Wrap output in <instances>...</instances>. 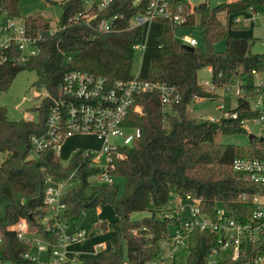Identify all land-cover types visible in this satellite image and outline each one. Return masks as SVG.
<instances>
[{"label": "trees", "instance_id": "16d2710c", "mask_svg": "<svg viewBox=\"0 0 264 264\" xmlns=\"http://www.w3.org/2000/svg\"><path fill=\"white\" fill-rule=\"evenodd\" d=\"M43 1L60 9L51 33L47 20L39 14L20 17V0H0V15L5 20L20 18L26 36H44L35 42V55L21 58L17 46L3 50L8 59L0 64V93L9 89L22 70L33 71L36 79L31 87L49 96L56 95L63 76L71 70L103 77L108 84L125 81L131 77L134 46L142 45L138 77L174 86L179 100L163 108L155 93L135 96L140 113L129 112L125 124L137 128L140 135L119 149L126 158H112L113 168L109 170L114 178H123L121 194L115 182L93 184L88 180L98 169L89 166L91 155L84 154L81 148L75 149L66 163H61L51 150L28 156V137L45 130L44 120L51 104L48 98L30 108L36 113L30 121L21 117L10 120L7 108L0 105V153L7 154L0 165V204L5 205L4 216L0 217V259L13 264H35L23 258L30 243L6 230V225L20 217L26 220L30 232L39 233L52 244L57 242L55 233L44 231L40 224L45 180H64L71 173L60 195L62 217L74 224L80 211L108 205L116 220L101 219L82 227L108 231L106 251L62 264H142L156 257L160 251L158 242L169 234L168 228L178 224L164 216L170 193L198 199L199 210L210 217L219 202L231 218L244 221L251 205L248 200L238 201L239 196L264 194V185L234 171L231 162L236 157L264 158V136L251 135L245 145L218 143L214 139L218 134H245L243 122L257 116V111L249 108V100L264 92V86L245 84L244 78L252 70L264 74V52H251V38L228 32V27L243 29L240 23H223L218 14L223 13L226 19L244 13L248 7L264 12V0L223 1L214 6L200 2L191 10L185 1L174 0L172 8L179 6L186 14L184 25L197 23L200 28L203 47L196 45L192 50L185 49L184 43L174 37L173 27L164 19L152 20L147 26L126 27L132 15L143 11L146 0L136 4H132L133 0H114L105 10L97 11V19L117 16L120 30L109 32L98 30L94 20L87 24L77 16L83 10L82 0ZM220 40L224 41V49L216 51L213 45ZM203 68L210 69L211 90L198 82L197 72ZM236 81L241 82L242 96H235V106L230 110L236 114L235 119L209 122L190 115L187 106L194 97L216 99L217 88L227 91L230 83ZM142 210L149 215L138 221L129 219L131 212ZM216 237L208 231L191 233L185 264H246L264 257V234L241 245L235 259L229 251H218ZM213 250L217 252L214 263H209Z\"/></svg>", "mask_w": 264, "mask_h": 264}, {"label": "built area", "instance_id": "2783aa9c", "mask_svg": "<svg viewBox=\"0 0 264 264\" xmlns=\"http://www.w3.org/2000/svg\"><path fill=\"white\" fill-rule=\"evenodd\" d=\"M113 1L82 0L83 10L77 16L84 19L87 24L94 20L95 27L100 31H118L120 28L117 25V16L97 19V11L105 10L111 6ZM173 1L146 0L143 11L132 15L128 19L126 27L147 26L155 19H164L172 27L184 25L186 14L181 12L179 6L172 8ZM183 1L189 4V10L194 4L206 2V0H200L197 3H192L191 0ZM137 2L139 0H133L132 4ZM223 18L225 19L224 14ZM231 21L240 23L245 27L250 24L264 25V12H256L248 7L244 13L235 15ZM51 32L52 29L49 28L48 33ZM43 37L41 34L35 37L26 36L24 22L20 18L5 20L4 17L0 16V64L8 59L3 50H11L14 46L20 49L21 58L35 55L37 53L35 42ZM181 42L191 47L197 45V40L190 36L184 37ZM24 46L28 48L25 53L22 51ZM142 49V45L134 46V51H137L139 55ZM250 74L259 78L256 85L264 86V74L253 70ZM199 84L206 90L212 89L209 80H203ZM240 85V81L233 84L235 96H242ZM39 91L35 90L32 97H39L38 103L46 97L51 104L44 120L45 130L43 134L28 137V156L33 157L45 150H51L58 156L61 142L65 137L72 134H93L101 141L99 151L94 153L84 150V154L91 155L89 166L98 169V172L88 178L93 184L114 183L115 178L109 172L113 168L112 158L124 160L126 155L119 149L130 145L140 135L137 128L125 124V118L129 112L140 113V106L134 103L135 96L143 93H155L163 108L179 100V95L174 86L143 80L138 77V72L135 75L131 74V77L125 81H114L108 84L103 77L71 70L63 76L55 96H49L43 90ZM193 99L200 100L201 98L194 97ZM251 102L252 106L250 105ZM249 108L257 111L258 114L252 119V122L259 126L261 135L264 136V92L255 94L250 98ZM216 109L218 115L215 117L208 116L207 121L213 122L219 118H236L234 112L224 110L222 103ZM35 115L36 113L33 111L30 114H22L21 118L30 121L35 118ZM6 155L0 153V165ZM231 167L251 182L264 185V158L236 157L232 159ZM71 175L72 173L64 180H56L51 177L45 180L46 187L42 199L44 215L40 224L44 231L55 233L57 236L55 244L43 238L39 233L30 232L26 220L22 217L6 225L7 231L13 232L17 238L30 243L29 252L25 253L23 258L35 264H37L38 254L45 256L42 264L73 263L79 253L68 251L70 245L82 243L99 232H107L100 231L98 228L91 230L76 228L73 223L62 217L64 207L60 202V195ZM246 200L251 205V211L244 221H237L230 217L228 211L219 202H216L214 216L210 217L199 210L198 199L189 195L170 193V198L165 205L164 216L177 220L178 224L173 225L169 234L158 242L159 254L142 264H174L182 251L187 252L189 235L195 230L216 234L218 251H229L230 257L235 259L241 245H248L264 234V194H254L250 198L241 195L238 198V201L241 202ZM83 213L84 211H80V214ZM71 226L73 227L70 228ZM1 241L0 233V243ZM108 247L106 248L104 243L94 245L92 256L106 251ZM216 253L213 250L209 254V263H214ZM67 254L72 256L70 260L65 257ZM0 264L13 263L4 262L0 259ZM123 264L128 263L125 261ZM246 264H264V257L255 258Z\"/></svg>", "mask_w": 264, "mask_h": 264}, {"label": "rangeland", "instance_id": "374dc122", "mask_svg": "<svg viewBox=\"0 0 264 264\" xmlns=\"http://www.w3.org/2000/svg\"><path fill=\"white\" fill-rule=\"evenodd\" d=\"M200 0H191L192 3H197ZM223 1L228 0H206L209 5H216ZM3 17V15H0ZM218 17L221 19L223 23L232 22L231 18L227 17L223 18V14H218ZM234 23V22H233ZM227 24V25H228ZM241 25V24H240ZM253 26L256 27V31H254L253 36L257 37L252 39L253 43L251 45L250 51L253 53L256 52H264V27L263 25H253L250 24L248 26L241 27V30H231L228 27V32L233 35L240 36H248L247 33L250 32ZM246 28V29H245ZM252 33V32H250ZM173 35L178 40H183L184 37L190 36L197 40V46L202 48V44L200 41V28L196 24L193 26H175L173 27ZM250 37V36H248ZM214 50L222 51L224 49V41L220 40L214 43ZM28 50L27 46H24L22 51L25 53ZM140 63V55L137 51L134 53L133 64L131 69V74L135 75L138 72ZM209 73L205 68L200 69L197 72L198 82H202L203 80H209ZM36 75L33 71L22 70L17 76L14 78L11 86L5 92L0 93V105L7 108V116L10 120L20 119L21 115L24 113H32L30 110L31 107L36 106L38 103L39 97H32V93L35 91L31 84L35 81ZM257 76L247 74L244 78V83L249 85H256L258 82ZM235 83V82H234ZM233 83V84H234ZM233 84L230 83V88L225 91L223 88H217L216 94L219 96L216 99H207L201 98L200 100L192 99L187 106V109L191 116L196 119L206 120L208 116L215 117L218 115V110L216 107L222 103L225 111H230L235 106V95L233 93ZM39 91V90H38ZM40 92V91H39ZM252 106V102L250 103ZM243 127L246 131L245 134H233V135H222L218 134L214 141L218 143L224 144H235V145H245L248 140L249 135L260 136L261 130L257 124L252 122V120L244 121ZM101 141L95 137L93 134L82 133V134H72L68 137H65L61 142L60 150L58 151V158L61 163H66L69 159L71 153L77 149L81 148L85 151H91L97 153L100 149ZM115 184L118 186L119 194L123 191V178L117 177L114 179ZM5 205L0 204V217L4 216ZM149 212L146 210L142 211H133L129 214V219L133 221H138L144 217H147ZM104 219L107 222H113L116 220V216L114 215L112 209L108 205H101L99 209L91 208L88 210H84L83 214H80L78 220L74 223V227L82 228L84 226L90 225L95 221ZM71 226L70 228H72ZM169 230L171 228H168ZM98 243H104L106 248L109 245V234L107 232H99L97 235L92 236L89 239H86L82 243H74L68 247V251L78 252V257L75 258V261L79 259H85L91 257L93 254V246ZM67 260L72 258L71 255L65 256ZM186 252L182 251L178 258H176L174 264H185ZM45 259L43 254H38L37 256V264H42L41 262ZM74 261V262H75Z\"/></svg>", "mask_w": 264, "mask_h": 264}, {"label": "crops", "instance_id": "0c3cea01", "mask_svg": "<svg viewBox=\"0 0 264 264\" xmlns=\"http://www.w3.org/2000/svg\"><path fill=\"white\" fill-rule=\"evenodd\" d=\"M51 1L60 2L62 0H51ZM17 8H18V12L20 14V17H25V16H28V15H31L34 13L39 14L41 17H43L45 20H47L49 28L52 30H54V28H55V25H56V22H57V19L59 17V13H60L59 7L49 6L43 0H20V2L17 5ZM259 26H260V24H259ZM256 27H258V26H253L250 30V32H252V33H250V32L247 33L248 36H250V37H248L247 35H246V37L251 38V39L257 38L255 36H253L254 31H256V29H257ZM263 27H264V25H263ZM205 69L210 75L209 68H205ZM100 207H101V205L97 206L96 209H99ZM107 233L109 234L108 231H107Z\"/></svg>", "mask_w": 264, "mask_h": 264}, {"label": "water", "instance_id": "95a60500", "mask_svg": "<svg viewBox=\"0 0 264 264\" xmlns=\"http://www.w3.org/2000/svg\"><path fill=\"white\" fill-rule=\"evenodd\" d=\"M183 46H184L185 49H187V50H192V49H193V47L188 46V45H186V44H184ZM250 136H251V135H249L248 138H249Z\"/></svg>", "mask_w": 264, "mask_h": 264}]
</instances>
